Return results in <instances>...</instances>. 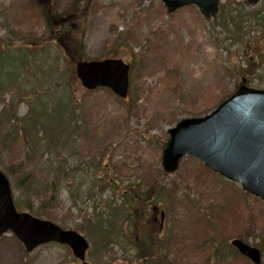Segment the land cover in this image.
Here are the masks:
<instances>
[{"label": "rangeland", "instance_id": "obj_1", "mask_svg": "<svg viewBox=\"0 0 264 264\" xmlns=\"http://www.w3.org/2000/svg\"><path fill=\"white\" fill-rule=\"evenodd\" d=\"M32 1L39 2V8L43 9L48 0H0V49L16 45L12 48L14 55L18 54L17 46L34 53L28 63L10 61V64L21 65L20 69L25 67L19 73L20 92L0 90V169L9 175L18 210L31 211L63 228L79 230L83 216H94L107 210L112 203H123L126 189L132 195L138 190L141 195H147L161 189L166 199V221L163 229L153 219L150 224L154 226L156 236H161H158L156 245L163 251V259L160 255L145 261L137 259L132 222L125 228V238L119 233L106 251L94 248L88 233L80 230L91 243L87 260L91 264H209L201 251L192 248L199 238L196 232L204 224L198 219L202 208L211 212L212 217L216 215L218 225L221 208L213 205L226 196L235 194L236 199H244L255 215L264 210V204L240 191V184L209 172L191 156L182 158L176 172L165 173L162 152L169 140L168 130L179 120L202 117L216 108V104L212 107L206 105V92L215 94L217 100L212 101L216 103L238 89L243 77L237 68L241 64L240 68L246 69L251 55H259L260 59L253 70L255 75L251 82L246 81L247 85L264 89V0L256 5L247 0H221L226 6L225 12L222 15L220 11L210 19L205 18L197 6H187L174 14L160 16L155 9L160 12L166 9L163 0H92L88 6L82 5L83 8L86 6L88 13L91 12L89 17L78 20L77 29L83 36L87 57L122 58L133 64L131 88L126 100L106 89L86 91L78 80L71 82L69 88L61 85L65 67L74 68V63L60 48L46 50L42 44L29 49L28 43L33 40L42 42L46 34L44 21L34 15L28 4ZM51 1L60 13L68 11L74 2ZM150 6L154 8L146 13L155 16L143 17V10ZM170 19L175 23L174 27L170 26ZM225 20L228 21L226 26L222 23ZM129 29L134 34V41L130 45L111 48L109 40L116 33L127 34ZM158 30L163 31L165 39L155 48L147 45L143 48L135 43L137 37L141 42ZM151 36L155 37L154 34ZM131 46L137 47V56ZM167 68L171 78L165 76ZM176 71L179 73L177 80L174 78ZM209 86L214 91L206 89ZM35 92L40 93L42 100H50L52 105L61 99H75L82 106V114L81 110L77 114L65 112L66 117L72 118L74 114L77 118L62 125L57 132L62 135L59 141L64 144L59 145L61 155L50 153L44 141L39 142L38 151L33 152L19 138L14 140L13 135L6 138L11 130V115L17 118L27 116L29 101L24 98ZM11 101H14L12 109L9 108ZM26 141L33 140L27 136ZM17 156H35L26 162V167L35 171L38 185L55 174L59 176V190L51 203H47L48 194L37 193L30 199L19 188L18 179L10 174L11 171L16 174L12 165ZM50 156H62L68 162L63 164L55 157L49 160ZM134 183L140 184L142 190H137ZM132 213L137 221L143 220L138 208ZM209 220L215 224L211 218ZM227 222L231 227L232 223ZM259 223L260 227L264 225V214ZM246 240L257 247L262 243L256 234L249 235ZM76 262L71 249L65 245L50 243L27 253L12 232L0 238V264ZM228 264L246 263L242 259L229 258Z\"/></svg>", "mask_w": 264, "mask_h": 264}, {"label": "trees", "instance_id": "obj_2", "mask_svg": "<svg viewBox=\"0 0 264 264\" xmlns=\"http://www.w3.org/2000/svg\"><path fill=\"white\" fill-rule=\"evenodd\" d=\"M90 2H92V0H74L71 8L64 13H60L53 5L51 0L47 1L43 9L42 7L39 8V2H29L28 4L32 7L34 15L38 16L44 21L46 29L45 37H43L44 41H31L28 43L29 49L32 47H39L42 44L45 45L46 50H49L50 47L60 48L67 53V56L70 58L72 63L88 58L83 36L77 29L78 20L85 19V17H89L91 15V12L88 13L86 10V6H88ZM82 5H86L85 8H83ZM153 8L154 6H150L149 8L144 9L143 17L150 16V18H152L155 16V14L152 15L146 13V11L152 10ZM155 10H157L156 12H158L160 16L166 15L165 9H162L161 12L158 11V9ZM225 10L226 6L222 4V15ZM75 21H77V23H75ZM149 23H151V20ZM222 23L225 26L228 25L227 20L222 21ZM169 24L171 27L175 26V23L171 20ZM238 25L241 26L242 24L239 23ZM153 34L157 38L155 40L156 42L154 41L155 37L153 38V36H151ZM151 35L147 36L144 40L140 39L141 42L137 41L139 40V37H137L135 43L139 44L140 47L143 48H145L146 45L151 46V48H155L165 39L162 30H158V32L152 33ZM133 37L134 34L132 30L129 29L127 34L126 32L116 33L115 36L109 40V44L111 45V48H114L115 46L123 47L125 45H130V43L134 41L132 39ZM13 46L16 45H7V48L4 46L0 49V90L4 91L7 89L19 93L21 90V76L19 73L25 69V67L20 69L21 65L10 64V61L28 63L32 60L31 55H34V53L28 49L16 47V50L18 51L16 53L18 54L14 55V53H12ZM131 48L134 54L137 56V47L131 46ZM259 59V55H251L247 59L248 67L246 69L240 68L241 64L240 67L237 68L238 74L242 76L247 82L252 81L251 79L255 75L253 70L258 64ZM55 63L57 65L59 64V62ZM250 68H252L251 71ZM167 70L168 73L165 74V76L171 78V75L169 74L170 69L167 68ZM62 77L63 79L61 85L65 88H69L70 83L76 82L77 80L74 74V68L70 65L65 67ZM174 78L175 80L179 78V73L177 71L175 72ZM206 89L214 91L212 86H209ZM222 98L224 99L226 96ZM13 99L14 97L11 100ZM24 99L29 101L28 114L23 118H17L14 114L11 115L12 119H9L12 121V123H10L11 130L7 133L6 138L10 137V135L15 136L14 140L19 138L25 144V146H28L33 152H37L39 149L38 143L44 141L45 146L49 149L50 153L54 152L56 155H61L59 145L64 146V144L63 142L59 141V137H62V135L57 132L60 131L62 125H67L71 121H74V118H77V116L74 114L72 115V118L66 117L65 112L71 111L77 114V112H79L82 107L79 103V100L65 99L66 101H63L61 99L57 101L58 103L56 102L54 105H52L50 100H42V96L39 92H35L34 95L29 94ZM212 99L217 100L215 94L206 92V98L204 100L206 101V105H209V107H212L214 104H218L219 102L213 103ZM13 104L14 101H11L9 104L10 109H12ZM2 110L4 111V108ZM5 111H9V109H5ZM80 114H82V110ZM27 136L31 137L33 141L27 142ZM33 157L35 156H17L16 162L12 165V168L16 170V174L13 171H11L10 174L16 176L15 178L18 179L17 185L20 189L27 193V197H30L31 199L32 197L37 196V193H45L49 195L47 202L49 204L56 198V194L58 193L59 176L55 174L53 178L47 179L42 184L38 185L36 183L35 171L29 170L26 167V162ZM53 157L60 159L63 164H67L68 162V159L66 160L62 158V156H50L48 159L50 160ZM67 175L68 174H66V176ZM136 185L138 190L140 188V184ZM126 192L127 196L123 200V203H112L109 208H107V210H102L99 213H95L94 216H83L82 223L78 225V231L83 230L88 233V236L93 242L94 248L99 247L100 249H103V251H106L109 248V245L115 241L117 237H119V233L120 237L122 234L123 238H125L124 234H127L125 228L128 227V223L131 224L133 222L132 227H134V231L139 228L141 220L137 221L135 214L132 213V211L137 212V208L139 209L146 203L140 205L143 203L144 199H140L141 194L139 190L135 193V195L128 193L127 189ZM158 192L160 193L161 189ZM245 194L252 196L249 193ZM230 196L231 197L226 196V198H223L218 204L213 205L214 207L221 208V222L218 225V218H216L215 214L214 217H212L211 212L206 211V208H202L201 211V208L198 207V211H201L199 213L200 215L198 216V219L204 221V224L202 229L196 232V235L199 238L196 239L194 244H192V248L195 247L196 249L193 248L194 250L201 251L202 255H204L210 261L209 264H228L229 258H233L235 260L242 259L244 260V263L251 264L229 243L231 236L242 238L247 243H249L246 238L251 234H256L258 238L261 239L262 243L260 248L262 251H264V225L260 227L259 223V218L263 217L264 210L258 211V214L255 215V212L252 211L251 206L247 205L244 199L238 197L236 199L235 194ZM252 197L259 202V199L254 196ZM141 200L142 202L139 204ZM146 200L148 203L149 199ZM230 207L233 209H230ZM209 218L215 221V224H213ZM226 220L229 221V223H232L231 227L227 226L228 222ZM144 235L147 238L151 236L149 233H145ZM147 238L138 239L137 236L133 237V242L137 252V259L145 261L152 256L158 255L161 256V259H163V251L160 250V248L156 245V241L158 239L150 238L147 240ZM143 239H145L144 243L142 241ZM262 264H264V261Z\"/></svg>", "mask_w": 264, "mask_h": 264}, {"label": "water", "instance_id": "obj_3", "mask_svg": "<svg viewBox=\"0 0 264 264\" xmlns=\"http://www.w3.org/2000/svg\"><path fill=\"white\" fill-rule=\"evenodd\" d=\"M170 13L196 4L202 14H217L220 0H163ZM259 0H249L251 4ZM130 65L122 59L80 61L76 74L87 89L110 87L126 98L130 85ZM170 139L163 151V168L174 172L180 159L189 155L221 175L240 182L244 190L264 200V89L242 85L212 113L185 118L169 130ZM12 230L28 252L52 241L68 244L83 262L89 242L75 230H65L52 221L19 212L14 204L11 185L0 171V236ZM232 244L254 264L261 263L257 247L235 239Z\"/></svg>", "mask_w": 264, "mask_h": 264}, {"label": "flooded vegetation", "instance_id": "obj_4", "mask_svg": "<svg viewBox=\"0 0 264 264\" xmlns=\"http://www.w3.org/2000/svg\"><path fill=\"white\" fill-rule=\"evenodd\" d=\"M157 200V202L155 203V199ZM163 199V201H162ZM162 199L158 198V196L156 197H151V199L148 202L147 205V210L145 209H141L140 210V214L142 215L143 219H147V223L144 227H146V231L147 232H151L155 234V232L153 231L152 227H154L153 225L150 224V219L155 220L156 222H159V228L163 229L164 227V223L166 221V209H165V201L164 197H162ZM161 204L163 205V208L161 207ZM142 226V225H141ZM146 231H141L139 232L138 236H141L144 234V232ZM153 237V234L147 238V240H149L150 238ZM143 243L145 241V239L142 240Z\"/></svg>", "mask_w": 264, "mask_h": 264}]
</instances>
